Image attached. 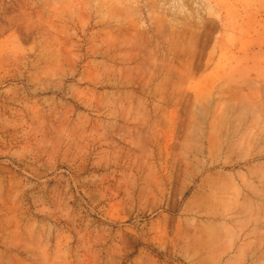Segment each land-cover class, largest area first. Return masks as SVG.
<instances>
[{"label":"rangeland","instance_id":"obj_1","mask_svg":"<svg viewBox=\"0 0 264 264\" xmlns=\"http://www.w3.org/2000/svg\"><path fill=\"white\" fill-rule=\"evenodd\" d=\"M0 264H264V0H0Z\"/></svg>","mask_w":264,"mask_h":264}]
</instances>
